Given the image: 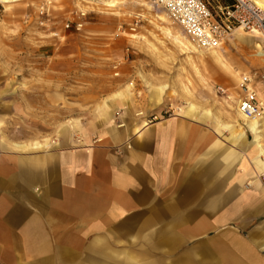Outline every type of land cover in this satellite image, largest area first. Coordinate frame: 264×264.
<instances>
[{
	"label": "rangeland",
	"instance_id": "rangeland-1",
	"mask_svg": "<svg viewBox=\"0 0 264 264\" xmlns=\"http://www.w3.org/2000/svg\"><path fill=\"white\" fill-rule=\"evenodd\" d=\"M156 10L150 12L141 4L112 10L84 0L0 3V104L11 107L10 112H1L8 117L0 119V135L14 143L48 140L55 147L72 138L73 148L90 152L104 148L99 141L104 140L106 118L111 117L116 130L134 136L148 123L141 137H161V154L153 160L158 174H175L172 183L184 181L182 167L188 164L215 169L220 184L248 185L255 177L243 176L242 155L233 151L225 159L228 153L213 155L207 149L216 139L232 146L228 131L217 137V119L238 121L234 107L243 97V77L251 79L259 99L264 96V57L256 48V44L264 48V36L244 43L237 29L232 31L218 46L221 65L174 42L167 30L206 50L170 17L168 23L159 22L157 14L167 13ZM115 13L122 17H112ZM67 23L82 28L66 30ZM190 102L209 111L211 119L183 117L180 110ZM104 110L108 116H102ZM180 121L197 126L203 135L186 144L190 149L184 151L175 143ZM161 127H166L165 133L157 132ZM261 178L264 183V175Z\"/></svg>",
	"mask_w": 264,
	"mask_h": 264
},
{
	"label": "crops",
	"instance_id": "crops-1",
	"mask_svg": "<svg viewBox=\"0 0 264 264\" xmlns=\"http://www.w3.org/2000/svg\"><path fill=\"white\" fill-rule=\"evenodd\" d=\"M109 136L22 154L0 135V264H264L262 186L188 164L172 183L153 160L161 137Z\"/></svg>",
	"mask_w": 264,
	"mask_h": 264
},
{
	"label": "bare ground",
	"instance_id": "bare-ground-1",
	"mask_svg": "<svg viewBox=\"0 0 264 264\" xmlns=\"http://www.w3.org/2000/svg\"><path fill=\"white\" fill-rule=\"evenodd\" d=\"M24 0H0V3L3 5H9V4H15L22 2ZM49 4H51V1H57L59 3H65L66 0H45ZM85 2L94 5L96 7H106L108 9L112 10H118L119 8L126 7L128 5H142L147 8L148 11H157L156 8L152 5L150 2H143V0H84ZM142 2V3H141ZM256 3L260 6L264 4L263 2L256 1ZM95 11L97 9L94 8ZM100 13L101 10L98 9ZM112 17L118 18L122 17L121 14L115 13L111 14ZM156 19L159 22L162 23H168L169 16L167 14H157ZM236 32L238 33L237 37L239 41L244 43H252L254 39H259L262 36V33L257 30H253L250 32L249 35H244L242 29H237ZM167 35L173 39L174 42L181 45L182 47H185L187 50L190 51H196L200 55H208L211 59H213L215 62L223 65V58L220 53V50L218 46L208 48L206 50L197 48L194 44H191L186 37H184L183 34H173L170 30H167ZM256 48L259 50L258 56L264 57V48L260 44H256ZM259 99V98H258ZM240 101V100H239ZM239 101L235 102L234 112L237 117L238 121H229V120H221L217 119L219 122L218 129L216 130L217 137L222 133L223 130H226L230 133V137L227 139V141H230L232 146H224V142L216 139L209 145L208 152L210 154L214 153H220L219 156H223L225 153V156H223L225 159L231 158V152L237 151L238 155L240 156V165L243 171V176L252 175L255 178L248 184L253 185L256 184L258 186H262L264 188V183L262 181L261 176L264 175V96L260 94V103L262 105V113L256 117V118H247L245 117L239 110ZM160 102V99L159 101ZM182 116H186L192 119H195L196 121H199L197 118L202 119H211V114L209 111H203L200 110V108L190 102L188 104V107L186 110H180ZM102 116H108L107 110H104V115ZM106 133L104 134V138L106 141L109 140L110 134L115 133V124L113 123L111 117L106 118ZM105 122V123H106ZM241 122V123H240ZM149 126L148 123H144L143 126L135 131L136 136H141L142 131L146 129ZM166 127H161V129L157 130V132H160V134L163 132L165 133ZM66 128H64L65 131ZM63 131V132H64ZM67 134V130L64 132V135ZM213 133L214 135H216ZM177 135H178V141L177 145L180 147L181 151H184V144H188L189 142L194 143L193 141L195 139H198L199 137H203L202 131L197 126H188V124L184 121H180L177 127ZM249 135L252 137V139H249ZM212 136H208V139H213ZM179 142V143H178ZM106 143L105 141L101 140L99 141L100 146H103L102 144ZM12 149L16 152L26 154V153H44L48 152L53 146L49 143L48 140L43 141V143L40 141L35 142H28V143H13L10 145ZM98 146V147H100ZM216 149H219V152H216ZM233 149V150H232ZM214 152V153H213ZM224 153V154H222ZM223 158V159H224ZM170 168H173V157L170 158ZM213 163V162H212ZM255 172L249 173L250 168ZM184 169V167H182ZM259 171V172H258ZM175 175V174H174ZM173 173H170L169 179H173L174 177ZM246 185V186H248ZM241 211L240 209H235L234 214H239Z\"/></svg>",
	"mask_w": 264,
	"mask_h": 264
},
{
	"label": "built area",
	"instance_id": "built-area-1",
	"mask_svg": "<svg viewBox=\"0 0 264 264\" xmlns=\"http://www.w3.org/2000/svg\"><path fill=\"white\" fill-rule=\"evenodd\" d=\"M149 1L156 8L164 10L194 42L206 49L219 46L236 29L248 32L257 30L264 36V4L260 6L256 3H264V0H232L231 3L225 0ZM82 16L86 15L82 13ZM81 28L82 24L65 25L66 30L79 31ZM241 89L240 112L247 118L258 117L262 113V105L250 78L243 77Z\"/></svg>",
	"mask_w": 264,
	"mask_h": 264
}]
</instances>
